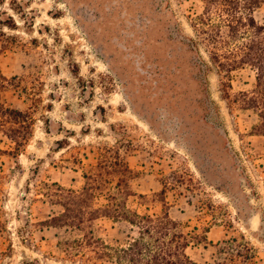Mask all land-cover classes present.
Masks as SVG:
<instances>
[{"label":"rangeland","instance_id":"obj_1","mask_svg":"<svg viewBox=\"0 0 264 264\" xmlns=\"http://www.w3.org/2000/svg\"><path fill=\"white\" fill-rule=\"evenodd\" d=\"M255 1L264 24V0ZM223 8L0 0V264H117L92 248L67 251L87 235L115 248L139 235L109 205L169 211L195 236L187 252L199 264H264L263 119L243 95L255 94L258 70L220 66L255 35L246 19L231 27ZM209 9L222 25L217 41L195 27ZM85 191V212L102 209L96 218L53 219L67 202L81 208L69 198Z\"/></svg>","mask_w":264,"mask_h":264},{"label":"trees","instance_id":"obj_2","mask_svg":"<svg viewBox=\"0 0 264 264\" xmlns=\"http://www.w3.org/2000/svg\"><path fill=\"white\" fill-rule=\"evenodd\" d=\"M210 3L211 6L214 4H223V11L231 16V18H224V21H230L228 23L231 27L237 28L239 24L234 25V21L246 22L252 30L254 31L253 35L255 37L251 38L249 44H247L242 51L238 54V57L233 59L230 62H222L220 60V66L225 67L227 64L231 68L237 67L240 64L249 63L257 68L258 70V89L254 95H251L248 92H244V101L251 103L253 106H256L260 109L261 117L263 121L258 124V128L261 131H264V24H259L255 15L253 14L254 7L259 3L255 0H243L245 1L248 8L246 16L244 12L238 14V8L241 7L242 0H206ZM232 2L237 3L234 9H231L229 6ZM235 10V11H233ZM212 10H208L206 14L199 17V22L195 25L199 32L207 34L209 40L217 41L221 32V24H213L209 22L211 20ZM246 19V21H245ZM207 23V27H202V25ZM194 47L197 46L195 39L190 38L189 45ZM234 54V53H233ZM241 56V57H240ZM214 57L220 58V54L215 53ZM226 57V56H225ZM240 57V58H239ZM8 114L11 118H15L18 122H21L19 119L23 115V112L16 108H8ZM17 114V117L14 116ZM13 115V116H12ZM27 121V119H24ZM73 191H70L72 195ZM92 195L88 191L82 192L79 195H74V198H69L72 201L75 199L78 202L77 208L72 206V202H67L65 204V213L60 216H55L53 219L65 218L66 221H73L79 225H82L88 219H94L97 216H94L97 212H100L102 209L96 208L92 211L85 212L84 204L87 203L89 196ZM71 203V204H70ZM77 209L80 211V216H75L73 218L74 210ZM111 213H114L115 217H126V219L133 225L139 228V235L132 237V239L127 243V245L120 248H115L105 242L100 237H93L92 235H87L83 239H77L73 241L72 248H68L69 255H76V253H81L86 255V251L90 248L98 255V257L103 258L105 262L112 261L117 264H199L191 258L187 252V248L191 243L192 236L190 232H186L181 228L180 222L173 219L169 213L166 211L164 215L159 214H141L139 212L130 213L125 210H119L113 208L109 205L105 207ZM113 211V212H112ZM88 214L90 216L88 217ZM93 215V216H92ZM92 216V217H91ZM228 243V241H226ZM230 246H224L223 252H226ZM240 253V252H239ZM241 254V253H240ZM234 260V258L232 257ZM214 264H232L225 260H215Z\"/></svg>","mask_w":264,"mask_h":264}]
</instances>
